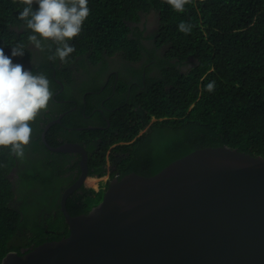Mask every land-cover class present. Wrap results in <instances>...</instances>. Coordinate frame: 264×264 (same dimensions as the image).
I'll return each mask as SVG.
<instances>
[{
    "label": "trees",
    "instance_id": "obj_1",
    "mask_svg": "<svg viewBox=\"0 0 264 264\" xmlns=\"http://www.w3.org/2000/svg\"><path fill=\"white\" fill-rule=\"evenodd\" d=\"M22 6L23 0H0V48L10 55L12 47L23 46L24 56L13 62L48 78L50 102L58 109L30 122L33 160L0 147V264L10 252L69 235L60 200L81 174V155L53 152L43 143L44 127L58 114L67 111L46 132L47 143L81 144L89 156L88 180L109 173L106 188L131 173L153 176L206 147L226 145L264 158V0H184L179 11L168 0H88L89 16L63 62L49 59L57 46L51 41L33 48L30 30L17 19ZM152 12L159 16L157 29L145 36L141 18ZM181 22L190 30L180 31ZM115 54L127 62L109 83L72 79V66L85 60L101 65L95 73L100 76L106 57ZM143 56L144 64L131 65ZM125 69L135 78L129 80ZM74 81L79 98L67 89ZM209 82L211 91L205 88ZM61 100L78 107L74 111V102ZM103 194L80 188L68 198V212L87 214Z\"/></svg>",
    "mask_w": 264,
    "mask_h": 264
},
{
    "label": "water",
    "instance_id": "obj_2",
    "mask_svg": "<svg viewBox=\"0 0 264 264\" xmlns=\"http://www.w3.org/2000/svg\"><path fill=\"white\" fill-rule=\"evenodd\" d=\"M81 155V174L62 194L69 235L1 264H264V158L228 146L197 149L157 174L112 179L102 201L71 216L68 198L85 187L88 153L79 143L51 147Z\"/></svg>",
    "mask_w": 264,
    "mask_h": 264
},
{
    "label": "clouds",
    "instance_id": "obj_3",
    "mask_svg": "<svg viewBox=\"0 0 264 264\" xmlns=\"http://www.w3.org/2000/svg\"><path fill=\"white\" fill-rule=\"evenodd\" d=\"M175 10H182L184 0H168ZM35 5V7H34ZM88 0H23L17 19L30 30L28 40L41 49L51 41L56 44L54 55L63 62L73 51L70 43L77 37L89 16ZM182 32L190 26L181 22ZM23 46L11 48L10 55L0 48V147L8 148L17 157H22L25 146L30 142V122L45 109L52 92L50 82L43 74H34L21 63H14V57H23ZM214 82L205 88L211 91Z\"/></svg>",
    "mask_w": 264,
    "mask_h": 264
},
{
    "label": "flooded vegetation",
    "instance_id": "obj_4",
    "mask_svg": "<svg viewBox=\"0 0 264 264\" xmlns=\"http://www.w3.org/2000/svg\"><path fill=\"white\" fill-rule=\"evenodd\" d=\"M150 15V14H149ZM149 15H148V17H142L141 18V23H140V29L141 30H143L144 29V35L145 36H147L148 34V30H149V27H151L150 26V24H151V22H152V20L149 18ZM145 22H147V24L145 25ZM145 25V26H144ZM146 28V29H145ZM153 28H155V27H153ZM147 59V57L146 56H143L142 57V59L141 60H139V61H137V62H133V63H135V64H131V65H133V67H140V65L141 64H144L145 63V60ZM106 61H107V63L108 64H106V68L104 69V71H102L101 73H100V76H97L95 73L97 72V71H99V68H100V66L101 65H94L91 61H89V60H85V62H83V64H78L77 66H72V68L73 69H75V70H73V71H75L76 72V75H77V77H75L76 75H73V78L72 79H76L77 81H78V83H83V82H88V81H90L88 84L89 85H91V83H100L102 80H104V84L106 83H109L110 82V77H111V75L112 74H114V73H118V69L119 68H124L123 67V64H125L126 62H127V60H125V59H123L122 58V55L121 54H115V55H110V56H107L106 57ZM139 64V65H138ZM32 66H33V61H32V64H31ZM82 65H84V66H82ZM102 68V67H101ZM79 73H78V72ZM124 73H125V76L129 79V80H132L133 78H135V76H134V74L132 75V73H128V71L125 69L124 70ZM55 76V75H54ZM95 78V79H94ZM126 78V79H127ZM100 80V81H99ZM99 81V82H98ZM57 82L58 83H60L61 85H62V88H63V90H65L66 89V86L65 85H63L61 82H59L58 80H57ZM74 86H77V85H75V81H74V83L73 84H69L68 85V90L72 93V94H74L75 96H78V98L80 97V94H81V92H79V89L81 90V88L80 87H78V91H77V89H75L74 88ZM105 87V85L102 87V89ZM62 90V91H63ZM87 93H89V92H87ZM58 93H54V97L57 95ZM83 97V104L86 106V100H85V95L84 96H82ZM57 102H59V103H66V102H74L75 103V106H74V108H73V110L75 111L76 109H77V107H78V105H77V103H76V101H74V100H61V101H57ZM58 103V104H59ZM57 104V105H58ZM97 105V104H96ZM95 105V106H96ZM50 108H53V112H56V109H58V107L56 106H54V105H52V103L49 101V103H48V105H47V107L45 108V109H43V110H41L40 112H39V114L37 115V116H39L40 118H38V121L41 119H46V115H44V114H50V116L51 115H53V113L51 112V109ZM97 110H100V109H97ZM71 111H72V109H71ZM94 111H96V109L94 110ZM65 113H67V111L65 112ZM65 113H63V114H58L59 115V118H62L63 117V115L65 114ZM81 113L83 114V116L84 117H86L85 116V112L83 113V111L81 110ZM53 116H55V115H53ZM105 117V116H104ZM88 118V117H87ZM90 122H92V123H98V122H101V119H99V120H97V119H95V118H93V117H91L90 118ZM40 125L42 126L43 125V121H40ZM47 125V124H46ZM45 128V127H44ZM64 128H67L66 126H64ZM93 128H96V127H92V126H88V127H86V129H93ZM69 129V131H71L73 128H68ZM76 130H79V131H83L84 130V128H79V129H76ZM33 135V134H32ZM61 135H62V132H61V134L57 137V139L60 141V142H62L63 141V138L61 137ZM30 137L32 138V136L30 135ZM24 152L25 153H27V154H31V158H32V160H33V149H32V145H31V142H29V144L27 145V146H25V149H24ZM69 175H66V177H68ZM110 178V177H109Z\"/></svg>",
    "mask_w": 264,
    "mask_h": 264
},
{
    "label": "rangeland",
    "instance_id": "obj_5",
    "mask_svg": "<svg viewBox=\"0 0 264 264\" xmlns=\"http://www.w3.org/2000/svg\"><path fill=\"white\" fill-rule=\"evenodd\" d=\"M149 18L152 20V22L150 24L151 27H149L148 34L151 33V32H154L157 29V28H153V27L158 25V24L156 25V21L158 22L159 16L157 14H155V12H152V14L150 15ZM33 48H35V47H33ZM108 167L110 169L109 162H108ZM109 177H110L109 173L107 175H105L104 177H102V178L93 177V179H90V180L86 181L85 187L93 189L96 192H98L100 189H105L106 188V184L109 181Z\"/></svg>",
    "mask_w": 264,
    "mask_h": 264
}]
</instances>
